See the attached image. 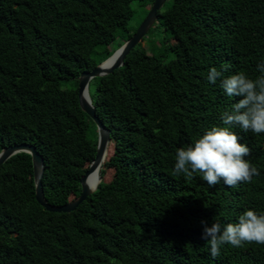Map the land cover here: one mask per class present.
<instances>
[{"label":"trees","instance_id":"1","mask_svg":"<svg viewBox=\"0 0 264 264\" xmlns=\"http://www.w3.org/2000/svg\"><path fill=\"white\" fill-rule=\"evenodd\" d=\"M132 1L153 0H0V150L35 147L49 204L81 192L97 129L79 106L78 76L131 37ZM157 19L167 34L157 53L139 43L89 83L110 136L90 196L73 211H47L35 198L28 153L0 165V264H264V244L255 242L225 244L212 258L201 224L264 212V133L231 126L260 173L250 183L210 187L200 173L173 175L176 149L224 126L222 114L239 99L222 78L260 75L264 0H172ZM225 65L222 78L207 80Z\"/></svg>","mask_w":264,"mask_h":264},{"label":"clouds","instance_id":"2","mask_svg":"<svg viewBox=\"0 0 264 264\" xmlns=\"http://www.w3.org/2000/svg\"><path fill=\"white\" fill-rule=\"evenodd\" d=\"M228 66L223 70L212 67L207 80L215 83L223 77ZM260 73L255 79L249 78L244 72L223 77L221 87L228 96L239 98L230 111H225L221 120L224 126H212L205 129L191 144L176 149L173 175H184L192 178L200 173L203 180L210 186L221 181L228 187L239 183H250L260 173L245 157L250 149L240 143V137L231 130V126L254 134L264 133V61L257 64ZM202 239L210 246L212 258L220 256V249L228 244L240 247L243 243L264 244V212L245 209L235 223L221 225L214 221L208 226L201 221Z\"/></svg>","mask_w":264,"mask_h":264},{"label":"water","instance_id":"3","mask_svg":"<svg viewBox=\"0 0 264 264\" xmlns=\"http://www.w3.org/2000/svg\"><path fill=\"white\" fill-rule=\"evenodd\" d=\"M165 0H153L148 13L143 21L132 33L131 37L126 39L118 48H116L107 58L98 63L92 70L83 71L78 76L77 96L78 103L83 112H85L91 120L94 122L97 129V143L96 152L93 160L90 162L88 169L80 177L79 183L81 186V192L78 196L74 197L71 201L63 205L49 204L43 193L41 184V177L43 172V160L41 155L36 151L35 147L27 143H19L6 146L0 150V165L3 164L11 156L25 152L31 156L33 166V180L35 186V198L36 201L50 212H70L83 202L88 196H90L97 188L101 180V167L105 160L107 148L110 141L109 129L101 122L98 116L95 114L94 107L91 103V99L88 93V86L93 78L101 77L112 73L118 69L124 62L125 56L139 43L151 28L155 20L157 19V12L160 10ZM98 169L99 181L94 187H90L86 180L88 174Z\"/></svg>","mask_w":264,"mask_h":264},{"label":"rangeland","instance_id":"4","mask_svg":"<svg viewBox=\"0 0 264 264\" xmlns=\"http://www.w3.org/2000/svg\"><path fill=\"white\" fill-rule=\"evenodd\" d=\"M172 0H165L164 4L160 8V11H164L171 3ZM131 8L133 9V14L130 20L128 21L127 27L130 31H135L140 23L145 18L146 14L148 13L150 6L146 4H140L138 1H132L130 3ZM167 35L163 31V27L160 25L159 20L156 19L151 28L148 30L146 35L141 41V46L144 47L149 54L157 53L160 49V46L163 42V39ZM116 42H111L108 45V49L111 51L116 46ZM173 57L171 52H167L164 55L165 60H168ZM107 175L109 176L111 171L107 168L106 170Z\"/></svg>","mask_w":264,"mask_h":264},{"label":"bare ground","instance_id":"5","mask_svg":"<svg viewBox=\"0 0 264 264\" xmlns=\"http://www.w3.org/2000/svg\"><path fill=\"white\" fill-rule=\"evenodd\" d=\"M98 181V169H95L88 174L86 182L90 187H94Z\"/></svg>","mask_w":264,"mask_h":264}]
</instances>
